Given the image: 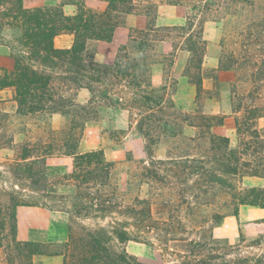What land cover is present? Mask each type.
I'll return each instance as SVG.
<instances>
[{"label": "trees", "instance_id": "16d2710c", "mask_svg": "<svg viewBox=\"0 0 264 264\" xmlns=\"http://www.w3.org/2000/svg\"><path fill=\"white\" fill-rule=\"evenodd\" d=\"M105 1L104 10L92 11L83 0H76L77 12L66 15L62 4L26 8L23 0H0V45L14 61L11 69L0 68V90H12L20 116L59 113L64 118L57 131L47 127L45 136L22 141L12 161L0 164L4 166L0 195H7L11 209L9 221L0 205V231L11 236L6 245L8 263L32 264L34 255L47 253L41 243L15 237L17 208L39 206L65 212L71 221L70 234L61 252L55 253L62 256V264H144L126 250L131 240L155 245L166 259L164 264H264L257 256L231 258L234 247L220 243L212 233L226 216L238 217L242 205L264 209V185H238L244 177L264 179V126L257 124L264 117L261 86L232 98L231 112L240 115L235 118L237 145L230 147L229 137L211 130L223 125L225 115L205 114L199 106L194 113L182 111L166 97L165 87L155 88L150 69L155 63L153 46L169 41L176 31L180 41L172 42L171 56L178 49L189 53L185 71L192 73L199 103L206 93L202 64L209 41L203 36L204 23L220 20V11L213 6L228 14V4L239 0H197L184 25L162 28L154 26L157 4L148 3L139 10L147 16L148 27L130 30L128 44L118 49L113 63L102 64L94 60L87 43L111 41L126 15L137 12L133 0ZM64 33L72 35V43L57 47L55 38ZM128 49L136 55L130 57ZM218 69L231 68L219 58ZM80 90L88 91L85 103L78 100ZM104 109L127 111L147 143L148 157L139 160L137 170L125 181L127 191L120 189L117 163L107 160L102 150L78 151L84 126ZM8 117L0 109V149L13 142V134L4 126ZM184 126L196 128L197 135L176 152L155 158L149 146L161 138L181 136ZM195 149L202 152L199 157L191 153ZM56 155L71 156L73 161L69 171L53 181L46 161ZM192 178L194 183H189ZM144 183L153 189L154 198L132 196ZM57 186L71 190L59 193ZM220 194L226 196L221 203L228 208L226 213L209 209L216 206ZM183 211L188 217L178 214ZM77 222L83 223L78 230Z\"/></svg>", "mask_w": 264, "mask_h": 264}, {"label": "rangeland", "instance_id": "374dc122", "mask_svg": "<svg viewBox=\"0 0 264 264\" xmlns=\"http://www.w3.org/2000/svg\"><path fill=\"white\" fill-rule=\"evenodd\" d=\"M238 2L237 4L234 3L235 5L233 3L228 4V6L231 5L228 14L225 13V9L213 6V9H219L220 20L217 21L218 32L216 39L209 41L203 58V87L206 93L203 94L199 103L195 100L196 88L190 78L192 73L188 74L185 71L187 63L183 64L182 56L175 58L171 56L174 53H168L171 49L170 47L174 50V45L179 44L177 42L180 41V38L176 37L177 32H171V37L167 43L158 42L153 46V50L150 51L152 61L154 60L155 62L150 66L155 88L162 89V87H165L166 97L172 99L186 113H194V110L199 106L205 114L225 115L223 125L214 126L211 130L216 134L229 137L230 147L237 145L235 118L240 115V113L231 112L232 98L244 95L254 85L261 86L259 91L264 96V0H239ZM182 3H187L192 7L199 2L197 0H182ZM193 13L194 11L191 10L188 15L192 16ZM197 21V19L194 20V27H196ZM172 42H174V45ZM60 44L61 42L56 40L55 45L59 47ZM128 55L134 57L136 52L133 49H128ZM163 56L167 57L165 61H163ZM219 58H221L223 65L230 64L231 69L219 70ZM234 59H237L239 63L234 64ZM215 64H217V67L213 66ZM13 65L14 61L9 56L7 48L0 45V68L11 69ZM88 98L87 90L79 91V102L85 103ZM260 102H264L263 97ZM0 109L8 113L9 117L5 121L4 126L10 134H13V142L0 149V164L12 161L16 155L14 149L17 144L24 140L33 141L37 137L45 136L44 129L47 127L57 131L64 123V118L59 113L57 116H54V114L50 116L18 115L11 89L0 90ZM133 119L125 110H100L97 117L91 119L84 126L78 145L79 152L100 149L107 160L117 163L118 181L122 191H127L125 181L137 170L139 160L148 157L146 140L135 128ZM257 124L259 127H263L264 117L258 119ZM196 135V128L184 126L181 136L161 138L149 148L155 158H165L170 150L176 152L177 147H182L184 141ZM206 144L203 143L201 146ZM191 153L199 157L198 155L202 152L199 149H195ZM72 161L71 156L56 155L48 158L46 170L49 178L55 181L68 172ZM1 169H4V166ZM11 182L16 183L15 181ZM189 183H194V179L192 178ZM3 185L4 183L0 180V186ZM238 185L241 187L263 186L264 179L260 177H244L241 182H238ZM137 188L138 185L132 191V196L139 195L140 197L154 198V191L148 184L144 183L140 191ZM70 190L69 187L57 186L59 193H67ZM220 195L216 196L214 200L216 206H209V209L215 207L216 210L226 213L228 208L221 206L226 196ZM0 205L3 208V215L10 221L11 209L8 207L7 195H0ZM155 208V205H152V213L154 214ZM239 210H241V220H237L233 215H228L220 225L213 228L214 238L222 244L226 243L234 247L230 253L231 258L241 255L257 256L264 259V209L257 206L242 205ZM50 211L55 210L39 206L17 208L16 240L31 241L22 240L18 237V221L20 219L27 221L32 218L33 225L35 226V223L39 225L46 218L48 219ZM162 214L166 215V212H162ZM178 214L182 217H188L184 211ZM70 223L71 221L68 217V227ZM82 224L77 222L76 230H78L77 226ZM84 225L93 226V223L85 222ZM69 234L68 229V236ZM10 239L11 236L7 230L4 232L0 231V241H2L3 245L0 247V264H9L6 245ZM65 241L55 243L38 242L43 245L47 253L36 255H41V259H48L47 264H62V256L60 254L55 255V253L61 252ZM125 248L144 264H164L166 260L162 256L160 249L155 245L131 240L125 244ZM34 256L32 257V264H41L42 260L40 258H35L34 260Z\"/></svg>", "mask_w": 264, "mask_h": 264}, {"label": "crops", "instance_id": "0c3cea01", "mask_svg": "<svg viewBox=\"0 0 264 264\" xmlns=\"http://www.w3.org/2000/svg\"><path fill=\"white\" fill-rule=\"evenodd\" d=\"M75 1L76 0H23V5L26 8H34L62 4L63 12L66 15H74L77 12ZM83 1L85 6L92 11H102L106 7L105 0ZM133 3L137 12L126 15L125 24L116 27L111 41L91 40L87 43V49L93 53V58L96 62L102 64L113 63L117 56L118 49L128 44L130 40V30H145L148 27L147 16L143 14L142 11H139L146 4H157V14L154 26L159 28L184 25L186 23L187 16L191 11V6L187 3L175 4L169 2V0H133ZM217 32V21L208 20L204 23L203 36L206 40H215ZM56 40L61 42L59 47H70L72 43V35L64 33L57 36L54 42H56ZM163 43H167V41H163ZM170 48L171 49L168 53H173V48ZM178 56H182V60L184 61L183 64L187 63L189 56L186 50H176L175 58ZM213 66L217 67V64ZM57 115L58 113L54 114V116ZM26 208H32V206H26ZM239 211V217H236L237 220H241V210ZM49 214L48 219L46 218L44 222L39 225L35 223V226L33 225L34 222L32 223V218H29L27 221L20 219L18 221V237L22 240H31L42 243L65 241L68 236V215L62 211H50ZM40 256L41 255H36L33 259H38ZM40 260H42L41 264H47L48 262V259L45 258H40Z\"/></svg>", "mask_w": 264, "mask_h": 264}]
</instances>
